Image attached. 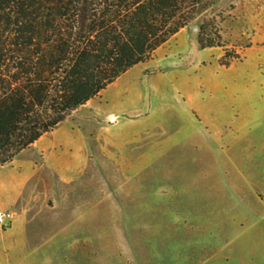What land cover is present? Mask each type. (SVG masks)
I'll return each mask as SVG.
<instances>
[{"label": "rangeland", "instance_id": "1", "mask_svg": "<svg viewBox=\"0 0 264 264\" xmlns=\"http://www.w3.org/2000/svg\"><path fill=\"white\" fill-rule=\"evenodd\" d=\"M47 133L0 165V211L40 149L89 163L26 240L0 226V264H264V0H219Z\"/></svg>", "mask_w": 264, "mask_h": 264}, {"label": "trees", "instance_id": "2", "mask_svg": "<svg viewBox=\"0 0 264 264\" xmlns=\"http://www.w3.org/2000/svg\"><path fill=\"white\" fill-rule=\"evenodd\" d=\"M218 1L0 0V164ZM213 26L201 49L219 47Z\"/></svg>", "mask_w": 264, "mask_h": 264}, {"label": "crops", "instance_id": "3", "mask_svg": "<svg viewBox=\"0 0 264 264\" xmlns=\"http://www.w3.org/2000/svg\"><path fill=\"white\" fill-rule=\"evenodd\" d=\"M252 47L253 45H251V47H249L243 53V58ZM133 67L125 71V73L119 76L117 80H119V78L127 74L129 71H131ZM113 119H115V117H113ZM47 134L48 133H45V135ZM45 135H41L37 141H35L29 147L21 151L37 146ZM14 157L11 159L10 162L0 165L4 166L10 164ZM88 163L89 161H87V157H75L73 158V160H70L68 164H65L64 160L59 158V153L57 152V144H52L48 150L40 149L39 156L36 162L33 163L34 168L32 170L35 171L27 176V182L26 180H24L23 182L24 186H27V190L21 189L19 194L14 199L8 202V210L13 213L14 217L9 223L7 231H10L14 227V221L18 219L17 224L22 228L23 239L26 240L27 229L31 227L32 220L34 217H36L35 213L39 209L45 211L50 207L48 203L49 197L52 199V201L58 203L60 199L58 194V188L61 190L62 193L66 186L71 185L72 174L74 173V170L71 168L74 166L77 167L76 169L78 170L87 165ZM36 175L40 176L39 178L33 180ZM49 175L53 176L52 180L55 181L54 185H51L49 183ZM50 186H52L51 189H49Z\"/></svg>", "mask_w": 264, "mask_h": 264}, {"label": "built area", "instance_id": "4", "mask_svg": "<svg viewBox=\"0 0 264 264\" xmlns=\"http://www.w3.org/2000/svg\"><path fill=\"white\" fill-rule=\"evenodd\" d=\"M13 218V214L10 212L0 211V226L7 225Z\"/></svg>", "mask_w": 264, "mask_h": 264}, {"label": "bare ground", "instance_id": "5", "mask_svg": "<svg viewBox=\"0 0 264 264\" xmlns=\"http://www.w3.org/2000/svg\"><path fill=\"white\" fill-rule=\"evenodd\" d=\"M110 119L115 120V119H113V117H110Z\"/></svg>", "mask_w": 264, "mask_h": 264}, {"label": "water", "instance_id": "6", "mask_svg": "<svg viewBox=\"0 0 264 264\" xmlns=\"http://www.w3.org/2000/svg\"><path fill=\"white\" fill-rule=\"evenodd\" d=\"M194 29H196V28L194 27Z\"/></svg>", "mask_w": 264, "mask_h": 264}]
</instances>
